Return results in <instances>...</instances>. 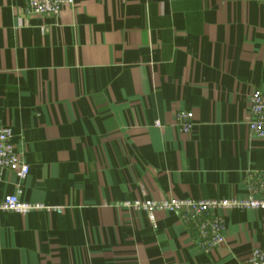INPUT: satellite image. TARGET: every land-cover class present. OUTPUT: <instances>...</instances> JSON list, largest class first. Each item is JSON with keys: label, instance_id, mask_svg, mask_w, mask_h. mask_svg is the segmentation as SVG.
Segmentation results:
<instances>
[{"label": "crops", "instance_id": "0c3cea01", "mask_svg": "<svg viewBox=\"0 0 264 264\" xmlns=\"http://www.w3.org/2000/svg\"><path fill=\"white\" fill-rule=\"evenodd\" d=\"M254 91L264 0H74L58 17L0 0V127L30 166L4 172L0 203L41 207L0 214V264H247L264 210L217 213L225 242L204 253L176 214L126 204L245 199L264 173Z\"/></svg>", "mask_w": 264, "mask_h": 264}, {"label": "built area", "instance_id": "2783aa9c", "mask_svg": "<svg viewBox=\"0 0 264 264\" xmlns=\"http://www.w3.org/2000/svg\"><path fill=\"white\" fill-rule=\"evenodd\" d=\"M26 13L30 16L58 17L65 6H73L74 0H25ZM250 119L248 129L255 138L264 141V94L254 91L250 96ZM191 112H180L177 115V125L180 131L188 134L194 125ZM158 126V124H157ZM10 128L0 127V179L4 172H12L20 181L27 178L30 166L17 152L13 144ZM249 187V194L243 200H146L126 204L127 208L145 212L150 221L155 223V214L159 212L174 213L191 228L196 235L195 244L204 253H210L224 242L225 221L220 216L222 211L264 210V173L254 176ZM21 191L8 196L0 203V214L15 213L26 215L41 209L20 201ZM47 211L62 212L61 209L47 208ZM247 264H264V250L254 249Z\"/></svg>", "mask_w": 264, "mask_h": 264}]
</instances>
